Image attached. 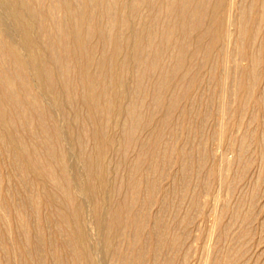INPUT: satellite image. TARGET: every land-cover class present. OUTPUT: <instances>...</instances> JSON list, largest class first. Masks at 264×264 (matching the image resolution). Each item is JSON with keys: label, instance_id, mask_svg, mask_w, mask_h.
<instances>
[{"label": "bare ground", "instance_id": "bare-ground-1", "mask_svg": "<svg viewBox=\"0 0 264 264\" xmlns=\"http://www.w3.org/2000/svg\"><path fill=\"white\" fill-rule=\"evenodd\" d=\"M231 40L205 140L250 112L240 154L264 152V0H0V264H181L184 147L229 106Z\"/></svg>", "mask_w": 264, "mask_h": 264}, {"label": "rangeland", "instance_id": "rangeland-1", "mask_svg": "<svg viewBox=\"0 0 264 264\" xmlns=\"http://www.w3.org/2000/svg\"><path fill=\"white\" fill-rule=\"evenodd\" d=\"M240 1L241 0H236L237 3H239ZM234 27L238 28L237 21L233 25V28ZM233 28L232 31H234V34L237 30L236 28ZM233 38L235 39V36ZM232 40L230 42L232 44L230 45V50H232V52L235 50V52H233L235 55L231 51L230 53L228 52V61H230L228 62V67L230 66L229 69L233 77H231L232 81L230 80V85L231 82L234 83V78L238 81L236 65L241 66L243 63L246 62L245 60L240 58L239 53H236L237 48H241V46H237L239 44L236 45L232 42ZM233 44H235L234 49L232 48ZM198 57L200 58V55L197 56V60L200 61L201 59H199ZM263 80L260 81L259 88L260 91L263 90L264 92ZM234 88L236 89L235 85L232 84L230 88L231 91L230 89H228L229 91L226 90L227 100H229V106H227V108L229 110L226 108L225 111H221L220 107H217L218 101L217 103L214 102L215 104H212L213 109H211V112L209 111V114H207L205 121L201 123L202 128H205L203 132L206 131V134L203 133L201 135V138L200 135L194 138L196 140L195 143L199 145L197 146L193 142V144L188 143L186 144L187 147H184V152H188L186 153L187 155H191L192 152L193 154L191 155L192 157L189 156L190 158L186 157V163H188H185V166L181 167V171H183L181 172L183 174H181V184L187 185V187L188 185H190L187 190L183 191L184 197L181 201V239L183 240V242L181 240V256H183L181 257V264H212L213 261L219 258L220 251L222 250H229L232 256L233 254L236 256H233V259L235 258L234 260H237V263L233 260V264H264V152L262 150L260 151L259 148L257 149V146L253 142L249 141L251 145H246L244 154H240V146L242 145L243 131H245L246 127L254 129L257 126V123H259V118H251L250 112L245 113L243 125L240 128L235 126L236 129L234 128V126L231 127L232 125L229 124L231 122L228 121V128L230 127L231 132L232 130L234 131L232 132V134L234 133V136L231 135V140L229 144H227L229 142L228 140L221 143L217 135H215V137L211 140H205L207 138L206 135L210 131L212 126L214 127L215 125H217L218 127L216 126L215 128L219 130L218 128L220 127V121L218 119L221 115L224 117L225 121L231 120L233 118L232 116L234 115L232 114H235V107L237 101V97L234 93H232L234 92ZM228 112L230 115L228 114ZM228 115L229 117H227ZM248 115L250 118L248 117ZM208 116L210 119L208 118ZM246 118L248 120H246ZM203 123H205V125ZM206 127L208 130L206 129ZM184 136L186 137L185 132L183 130L181 131L182 144H184ZM203 142L207 145V147ZM200 143H203V146ZM202 149L206 150L208 154L206 155V159L204 161L206 169H201L198 166L199 158L203 153ZM199 150H201L202 153L197 156L199 152H201ZM189 151L191 152L189 153ZM4 160L5 159L2 158L1 162H4ZM206 160H208L207 163ZM211 163L217 165V167L219 168V172L217 175L212 176L211 172L208 170L209 165ZM171 164H173V162ZM170 166L172 171L170 173L173 174L176 170V166H174V164ZM183 178L185 179V181H183ZM189 181L191 184L189 183ZM195 189H197L199 193V205L197 208L191 206L190 203L192 194L191 192ZM189 208H191V210H189ZM189 215L190 218L188 217ZM184 216L186 217L185 219ZM183 221L186 222V225ZM89 231L91 232L89 233L92 235L90 236L94 238L93 240L91 238V241L95 242L97 240V235L95 234V230L92 225H90ZM11 238L9 240H11ZM10 242L12 243V241ZM233 248H236L237 250L233 251ZM241 250H243L244 253ZM241 252L243 254H241ZM242 261L243 263H241ZM220 264L222 263L220 262Z\"/></svg>", "mask_w": 264, "mask_h": 264}]
</instances>
